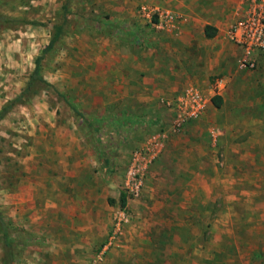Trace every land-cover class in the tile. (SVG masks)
<instances>
[{
    "label": "rangeland",
    "instance_id": "374dc122",
    "mask_svg": "<svg viewBox=\"0 0 264 264\" xmlns=\"http://www.w3.org/2000/svg\"><path fill=\"white\" fill-rule=\"evenodd\" d=\"M246 7L0 0V264H264V54L230 38Z\"/></svg>",
    "mask_w": 264,
    "mask_h": 264
},
{
    "label": "built area",
    "instance_id": "2783aa9c",
    "mask_svg": "<svg viewBox=\"0 0 264 264\" xmlns=\"http://www.w3.org/2000/svg\"><path fill=\"white\" fill-rule=\"evenodd\" d=\"M247 3V11L240 18L230 32V38L247 54L261 52L264 54V0H242ZM200 98L197 92L189 94L181 102V109L188 115H198ZM143 159L141 152L135 151L133 159L124 174L123 187L129 196L136 197L140 194L143 186V168L140 160ZM127 215L119 210L114 223L112 238L120 231L121 225L127 221Z\"/></svg>",
    "mask_w": 264,
    "mask_h": 264
},
{
    "label": "trees",
    "instance_id": "16d2710c",
    "mask_svg": "<svg viewBox=\"0 0 264 264\" xmlns=\"http://www.w3.org/2000/svg\"><path fill=\"white\" fill-rule=\"evenodd\" d=\"M215 32H216V30L213 27H211V26H206L204 28L205 36L208 37V38L214 37ZM36 79H41L37 69H36V71H34V74L32 75V80L31 81L33 82ZM211 103H212V105L214 107L219 108L221 106V104H222V99H221L220 96H213L211 98ZM74 111H75V114L78 115L81 120H85V118L83 117V115L81 113H79L76 109H74ZM4 112H5V110L2 112L1 115H3ZM0 234H2L3 240L6 241L7 238H8L7 237V229H6L5 223L3 222L1 217H0ZM5 244H6V246H8V243L5 242Z\"/></svg>",
    "mask_w": 264,
    "mask_h": 264
},
{
    "label": "crops",
    "instance_id": "0c3cea01",
    "mask_svg": "<svg viewBox=\"0 0 264 264\" xmlns=\"http://www.w3.org/2000/svg\"><path fill=\"white\" fill-rule=\"evenodd\" d=\"M211 27H212V26H211ZM213 28H214V27H213ZM214 29L216 30V28H214ZM183 43H185V42H183ZM215 43H216V42H215ZM215 43L210 44V45H211V46H216ZM183 45H184V44H181V46H183ZM222 46H223L222 44L219 45V47H222ZM199 89H201V88H199Z\"/></svg>",
    "mask_w": 264,
    "mask_h": 264
}]
</instances>
